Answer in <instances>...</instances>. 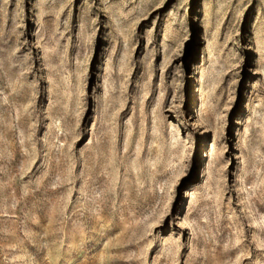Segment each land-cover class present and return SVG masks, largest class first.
<instances>
[{
    "label": "rangeland",
    "instance_id": "rangeland-1",
    "mask_svg": "<svg viewBox=\"0 0 264 264\" xmlns=\"http://www.w3.org/2000/svg\"><path fill=\"white\" fill-rule=\"evenodd\" d=\"M0 264H264V0H0Z\"/></svg>",
    "mask_w": 264,
    "mask_h": 264
}]
</instances>
